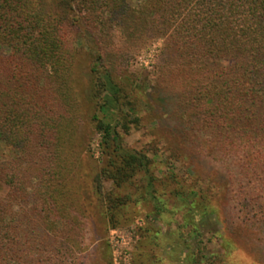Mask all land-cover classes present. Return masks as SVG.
Wrapping results in <instances>:
<instances>
[{
    "label": "trees",
    "instance_id": "1",
    "mask_svg": "<svg viewBox=\"0 0 264 264\" xmlns=\"http://www.w3.org/2000/svg\"><path fill=\"white\" fill-rule=\"evenodd\" d=\"M86 36L95 57L89 121L106 160L101 177H132L150 165L146 154L124 147L121 130L130 132L127 112L135 107L121 74L129 62L112 70V57H123L125 40L161 38L156 93L194 137L242 154V196L263 218L264 0H142L137 7L131 0H0V149L10 152L7 159L0 153V264H55L66 254L48 224L57 216L52 192L76 171L65 150L76 136L75 65ZM184 201L185 225L198 232L196 216L215 213V201L205 191ZM187 256L191 264H224L214 254Z\"/></svg>",
    "mask_w": 264,
    "mask_h": 264
},
{
    "label": "rangeland",
    "instance_id": "2",
    "mask_svg": "<svg viewBox=\"0 0 264 264\" xmlns=\"http://www.w3.org/2000/svg\"><path fill=\"white\" fill-rule=\"evenodd\" d=\"M140 1L131 3L137 7ZM143 38L125 40L123 57H112V70H118L117 61L129 62L121 74L129 79L135 113L126 108L131 130H121L124 147L150 159V165L132 177L125 171L112 179L101 177L106 160L101 137L89 121L95 57L88 45L93 39L86 36L84 47L77 45L81 107L74 113V144L65 150L76 171L52 192L57 216H51L49 233L63 237L66 251L55 264H191L190 252L210 260L214 254L224 264H264V217L242 196L247 193L242 154L218 152L215 145L202 142L206 137L198 139L195 131L182 127L183 118L156 93L153 75L162 66L164 41ZM0 153L9 158V148L3 146ZM98 178L102 196L97 193ZM202 191L215 201V213L197 215L195 232L184 222V197L196 200Z\"/></svg>",
    "mask_w": 264,
    "mask_h": 264
}]
</instances>
